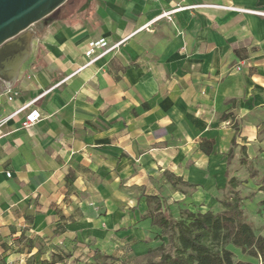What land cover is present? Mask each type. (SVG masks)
<instances>
[{"label": "crops", "instance_id": "crops-1", "mask_svg": "<svg viewBox=\"0 0 264 264\" xmlns=\"http://www.w3.org/2000/svg\"><path fill=\"white\" fill-rule=\"evenodd\" d=\"M183 5L205 7L159 18ZM238 10L264 0H83L33 26L0 94V264L112 255L119 237L146 254L145 196L211 211L227 171L263 200L264 17Z\"/></svg>", "mask_w": 264, "mask_h": 264}, {"label": "trees", "instance_id": "trees-1", "mask_svg": "<svg viewBox=\"0 0 264 264\" xmlns=\"http://www.w3.org/2000/svg\"><path fill=\"white\" fill-rule=\"evenodd\" d=\"M228 118L229 114L223 117ZM234 147L232 142L227 166L231 164ZM240 163L247 164L244 159ZM226 178L225 190L219 200L221 210L217 213L183 209L179 211V218L175 219L160 198L145 196L147 218L158 230L161 239L158 248L148 251L158 252V260L147 264H252L236 261L228 247L258 260V264H264V237L256 236L254 225L246 216L240 182L228 171ZM259 190L264 195V187ZM259 206L264 212V198Z\"/></svg>", "mask_w": 264, "mask_h": 264}, {"label": "water", "instance_id": "water-1", "mask_svg": "<svg viewBox=\"0 0 264 264\" xmlns=\"http://www.w3.org/2000/svg\"><path fill=\"white\" fill-rule=\"evenodd\" d=\"M68 0H0V94L10 91L32 53L33 26Z\"/></svg>", "mask_w": 264, "mask_h": 264}, {"label": "rangeland", "instance_id": "rangeland-1", "mask_svg": "<svg viewBox=\"0 0 264 264\" xmlns=\"http://www.w3.org/2000/svg\"><path fill=\"white\" fill-rule=\"evenodd\" d=\"M83 3V0H68L62 7L61 10H74L80 7ZM262 182L264 183V176L262 177ZM245 186H241L242 194L245 196V200L243 201V208L245 210L246 216L249 221H251L254 225V230L256 236H264V213L259 203L255 199L254 195L249 192L244 191ZM222 197V193H219L217 196V200L219 201ZM170 213L173 215L175 219L179 218L180 208L174 206L172 209L168 208ZM221 210L219 205H216L212 208V212L217 213ZM200 211L204 212L205 208L200 209ZM147 234V241L154 242V244L158 247L161 244V239L159 237V232L152 226L147 227L143 230ZM119 235V234H118ZM125 239L119 237L116 241H113L115 253L112 255L103 254L100 251L90 252L89 250L84 251L78 256L72 264H147L149 261H156L159 258L158 252L140 254L132 251V247L128 246L125 243ZM138 242V241H137ZM134 242V245L137 244ZM127 245V246H126ZM235 256L236 261H244L250 262L252 264H258V260L250 258L246 255L241 254L240 250L234 249L232 247H228ZM67 260L68 258H61V260ZM59 258L53 259V261H59ZM65 264H70L68 261Z\"/></svg>", "mask_w": 264, "mask_h": 264}, {"label": "built area", "instance_id": "built-area-1", "mask_svg": "<svg viewBox=\"0 0 264 264\" xmlns=\"http://www.w3.org/2000/svg\"><path fill=\"white\" fill-rule=\"evenodd\" d=\"M180 1H184V0H180ZM199 7H205V6H197V5H183V6H179L175 10H173L172 12H168V13L162 14L161 16H159V18L168 17L173 12L190 10V9L199 8ZM225 9H231V8H225ZM238 11L264 17V13L263 12L246 11V10H238ZM105 46H106V43L104 42V40H100V41H98V42H96L94 44H91V49L95 48V47L102 48V47H105ZM114 48H112V49H114ZM10 93H11V91L7 92V94H10ZM13 96H16V93H13L12 96H9L7 98V100L11 101ZM32 104H33V102L29 103L28 105H26L25 107H23L22 109H20V110H18L16 112V114H18V113L22 112L23 110L30 108V110L26 113L25 118H24V122L22 124L24 128H27V127L35 125L41 119L40 111L35 109V108H31ZM4 121L5 120H0V127L3 124Z\"/></svg>", "mask_w": 264, "mask_h": 264}]
</instances>
